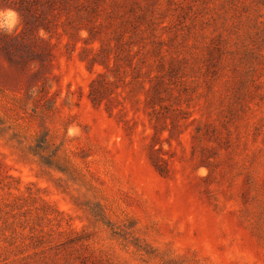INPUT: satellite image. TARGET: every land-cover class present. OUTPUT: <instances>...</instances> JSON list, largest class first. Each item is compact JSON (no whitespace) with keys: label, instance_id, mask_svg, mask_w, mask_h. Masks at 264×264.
<instances>
[{"label":"rangeland","instance_id":"obj_1","mask_svg":"<svg viewBox=\"0 0 264 264\" xmlns=\"http://www.w3.org/2000/svg\"><path fill=\"white\" fill-rule=\"evenodd\" d=\"M0 117V264H264V0H0Z\"/></svg>","mask_w":264,"mask_h":264},{"label":"trees","instance_id":"obj_2","mask_svg":"<svg viewBox=\"0 0 264 264\" xmlns=\"http://www.w3.org/2000/svg\"><path fill=\"white\" fill-rule=\"evenodd\" d=\"M26 97H28V95H26ZM2 119L3 118L0 117V120H2ZM1 123H3V122H1ZM45 136L46 137L38 136L39 141L34 146L35 150H37L36 152H40V150L41 151L42 150H48L49 146L52 144L51 135H49L47 132L45 134ZM58 150H59V148H56V147L53 150H49V151H51V153H49V154L47 153L45 155L44 159L46 160L45 162L48 164V166H53V167L63 171L65 169H63L61 166H63L64 164H62V162L59 160L60 156H59Z\"/></svg>","mask_w":264,"mask_h":264},{"label":"clouds","instance_id":"obj_3","mask_svg":"<svg viewBox=\"0 0 264 264\" xmlns=\"http://www.w3.org/2000/svg\"><path fill=\"white\" fill-rule=\"evenodd\" d=\"M74 131H75L74 129H70L69 134L71 135Z\"/></svg>","mask_w":264,"mask_h":264}]
</instances>
